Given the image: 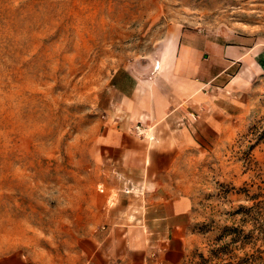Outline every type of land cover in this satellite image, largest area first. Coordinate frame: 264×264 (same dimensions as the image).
<instances>
[{
  "label": "rangeland",
  "instance_id": "1",
  "mask_svg": "<svg viewBox=\"0 0 264 264\" xmlns=\"http://www.w3.org/2000/svg\"><path fill=\"white\" fill-rule=\"evenodd\" d=\"M180 31L264 41V0H0V261L75 264V242L105 214L112 173L95 140L111 76L160 57ZM259 78L247 127L190 155L182 264H264Z\"/></svg>",
  "mask_w": 264,
  "mask_h": 264
},
{
  "label": "crops",
  "instance_id": "2",
  "mask_svg": "<svg viewBox=\"0 0 264 264\" xmlns=\"http://www.w3.org/2000/svg\"><path fill=\"white\" fill-rule=\"evenodd\" d=\"M176 37L160 57L111 76L95 140L112 173L105 214L75 242V264H182L194 239L190 155L234 139L259 106L264 41ZM0 264L35 263L11 255Z\"/></svg>",
  "mask_w": 264,
  "mask_h": 264
},
{
  "label": "built area",
  "instance_id": "3",
  "mask_svg": "<svg viewBox=\"0 0 264 264\" xmlns=\"http://www.w3.org/2000/svg\"><path fill=\"white\" fill-rule=\"evenodd\" d=\"M135 130H136L138 133H140V132H141V127H140V125H136V126H135Z\"/></svg>",
  "mask_w": 264,
  "mask_h": 264
}]
</instances>
